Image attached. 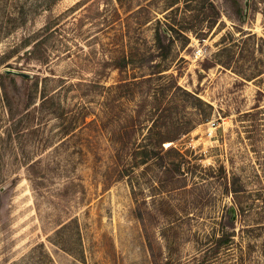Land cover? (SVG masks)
<instances>
[{
  "label": "rangeland",
  "instance_id": "obj_1",
  "mask_svg": "<svg viewBox=\"0 0 264 264\" xmlns=\"http://www.w3.org/2000/svg\"><path fill=\"white\" fill-rule=\"evenodd\" d=\"M238 2L0 0V264H264V0Z\"/></svg>",
  "mask_w": 264,
  "mask_h": 264
},
{
  "label": "trees",
  "instance_id": "obj_2",
  "mask_svg": "<svg viewBox=\"0 0 264 264\" xmlns=\"http://www.w3.org/2000/svg\"><path fill=\"white\" fill-rule=\"evenodd\" d=\"M228 1H230V3L232 4L233 8H234L237 12H239V10H238V7H239V2H238V0H228ZM158 40L160 41V37H158ZM170 87H174V85H173V86H170ZM170 87H169V88H170ZM175 88L180 89V90L183 91V93H185V94H188V95H190V96H193V99H195L196 101H198V102L195 103L196 105L199 104L200 102H202V100H201L198 96H196V95H194V94H192V93H190V92H188V91H186V90L180 88L179 86H176ZM185 129H186V128H185ZM187 130H188V129H186V130H184V131H187ZM146 158H148V156H147ZM234 190L237 191L238 188H234Z\"/></svg>",
  "mask_w": 264,
  "mask_h": 264
},
{
  "label": "water",
  "instance_id": "obj_3",
  "mask_svg": "<svg viewBox=\"0 0 264 264\" xmlns=\"http://www.w3.org/2000/svg\"><path fill=\"white\" fill-rule=\"evenodd\" d=\"M245 5H247V1L245 2ZM5 72H6V73H10V72H12V73L20 74V75L25 76V77L28 76V74H26V73L17 72V71L9 70V69H6Z\"/></svg>",
  "mask_w": 264,
  "mask_h": 264
}]
</instances>
